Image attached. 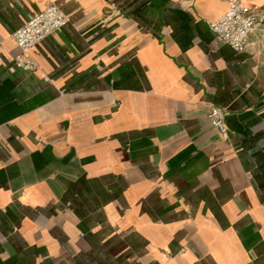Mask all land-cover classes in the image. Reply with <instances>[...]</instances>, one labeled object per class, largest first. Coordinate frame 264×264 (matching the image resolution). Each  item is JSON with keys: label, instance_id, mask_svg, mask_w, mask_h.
Returning a JSON list of instances; mask_svg holds the SVG:
<instances>
[{"label": "crops", "instance_id": "1", "mask_svg": "<svg viewBox=\"0 0 264 264\" xmlns=\"http://www.w3.org/2000/svg\"><path fill=\"white\" fill-rule=\"evenodd\" d=\"M227 5L0 0V264H264V63L211 30Z\"/></svg>", "mask_w": 264, "mask_h": 264}, {"label": "built area", "instance_id": "2", "mask_svg": "<svg viewBox=\"0 0 264 264\" xmlns=\"http://www.w3.org/2000/svg\"><path fill=\"white\" fill-rule=\"evenodd\" d=\"M67 23L66 13L59 5L50 2L16 29L12 36L19 48L15 57L17 66L27 71L38 70L39 63L32 53L33 48ZM209 26L233 49L251 52L264 63V11L257 4L228 0L227 9L218 18L210 20ZM207 118L221 135L227 134L226 107L210 104Z\"/></svg>", "mask_w": 264, "mask_h": 264}]
</instances>
